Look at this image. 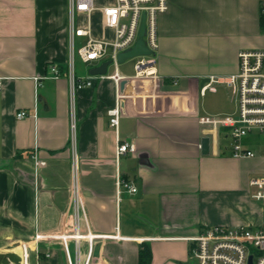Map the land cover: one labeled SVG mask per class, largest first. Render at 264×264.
I'll list each match as a JSON object with an SVG mask.
<instances>
[{
    "label": "crops",
    "instance_id": "obj_1",
    "mask_svg": "<svg viewBox=\"0 0 264 264\" xmlns=\"http://www.w3.org/2000/svg\"><path fill=\"white\" fill-rule=\"evenodd\" d=\"M110 2L96 0L98 7ZM75 22L89 24L96 39L113 38L100 9ZM157 32V76H136L135 59L133 74L119 65L123 88L109 77L110 64L106 77L76 92L77 225L69 0H0V264H23L19 245L30 239L29 264H139L144 241L152 246L150 264H196L187 237L215 225L262 226L264 205L252 197L250 180L264 174V141L246 139L256 156L237 158L229 130L201 122L238 114L225 84L205 94L201 87L211 76L237 73L241 50L264 47L260 0H169ZM105 61L77 75L93 76ZM118 91L116 130L108 111ZM22 110L27 115L19 118ZM203 137L210 138L207 154ZM118 140L135 149L117 158ZM119 178L132 180L137 192L119 191ZM38 234L53 236L36 243Z\"/></svg>",
    "mask_w": 264,
    "mask_h": 264
},
{
    "label": "built area",
    "instance_id": "obj_2",
    "mask_svg": "<svg viewBox=\"0 0 264 264\" xmlns=\"http://www.w3.org/2000/svg\"><path fill=\"white\" fill-rule=\"evenodd\" d=\"M261 14L264 18V0H260ZM169 0H113L110 5L98 7L96 0H69L70 9V57L68 71L66 73L70 81V93L72 102V137L71 147L73 150L72 163V195L71 201L76 213L77 225L83 211L79 157L77 153L76 130L77 122L74 116L75 95L79 89L93 85V78L106 77L107 74L93 76H79L75 69V59L78 55L84 63L107 59L111 65H115V73L109 77L114 78L116 84H121L124 76L119 74V54L135 45L139 38L143 14L146 13V35L144 39L154 52L158 48V16L168 9ZM100 9L104 14L107 26L113 29L114 35L111 40L96 39L92 36L91 26L76 25L77 14H90ZM79 45V46H78ZM136 76H157L152 69L154 63L153 54L136 57ZM240 69L237 73L227 76H211L201 87V93L208 90H216L217 84H225L233 97L238 102V114L226 117H205L201 119L204 124L221 126L229 130L233 139L232 155L237 158L254 157L256 152L246 143V139L259 137L264 141V48L253 50H241L239 52ZM50 72L58 78L62 72L58 66L52 65ZM118 102L110 109V124L117 130L123 108L120 104L121 94L118 91ZM27 115L25 110L19 111L17 116L23 118ZM135 145L131 142L120 141L116 147L117 158L133 151ZM250 185L256 188L252 193L255 200L264 205V174L252 177ZM119 191L128 190L137 192L138 188L132 180H118ZM53 235L38 234L32 241L39 243L41 239ZM76 237H88L93 239L101 235L77 233ZM109 236V235H105ZM111 236V235H110ZM191 242V253L196 264H249V257L253 256V264H264V219L262 226L253 229L247 225L229 227L215 225L207 227L197 235L187 237ZM30 240L20 242L23 253V264H29Z\"/></svg>",
    "mask_w": 264,
    "mask_h": 264
},
{
    "label": "water",
    "instance_id": "obj_3",
    "mask_svg": "<svg viewBox=\"0 0 264 264\" xmlns=\"http://www.w3.org/2000/svg\"><path fill=\"white\" fill-rule=\"evenodd\" d=\"M146 35V13L143 14V18H142V23H141V28L139 31V38L137 40V42L135 43V45L131 48H128L124 51H122L119 54L118 57V61L120 64L124 63L125 61H127L128 59H133L136 58L138 56H143V55H154L155 52L153 50H151L149 48V46L147 45L144 36ZM112 63L111 60H107L104 63H102L101 65L94 67L93 69H91V74L92 75H105L108 72V67L109 65ZM125 81L121 82V88H123ZM202 151L204 154H207L210 152V138L209 137H203L202 139ZM249 264H253V256L251 255L249 257Z\"/></svg>",
    "mask_w": 264,
    "mask_h": 264
},
{
    "label": "rangeland",
    "instance_id": "obj_4",
    "mask_svg": "<svg viewBox=\"0 0 264 264\" xmlns=\"http://www.w3.org/2000/svg\"><path fill=\"white\" fill-rule=\"evenodd\" d=\"M103 1H105V3H109L110 1H113V0H103ZM110 3H112V2H110ZM82 20V19H81ZM81 20L79 19V17L76 19V21H77V24H80V22H81ZM79 46V45H78ZM264 48V47H263ZM253 50V49H252ZM135 59H137V58H133V59H128L126 62H124V63H122V64H120V66H122V67H129V69H127V71H125V72H127V73H130V74H133L134 73V70H133V61L135 60ZM76 72L77 73H80V72H85V71H88L89 69H90V67H91V65L92 64H90V63H87V64H85V63H83L82 61H81V59L79 58V56L77 55L76 56ZM113 68H115V65H111L110 66V69H113ZM20 246V245H19ZM19 248H21V246L19 247ZM7 260V263H8V259H6ZM14 264H20V262H19V260L17 259V260H15L14 261Z\"/></svg>",
    "mask_w": 264,
    "mask_h": 264
},
{
    "label": "trees",
    "instance_id": "obj_5",
    "mask_svg": "<svg viewBox=\"0 0 264 264\" xmlns=\"http://www.w3.org/2000/svg\"><path fill=\"white\" fill-rule=\"evenodd\" d=\"M139 264H150L153 258L152 246L149 242H142L139 252Z\"/></svg>",
    "mask_w": 264,
    "mask_h": 264
}]
</instances>
